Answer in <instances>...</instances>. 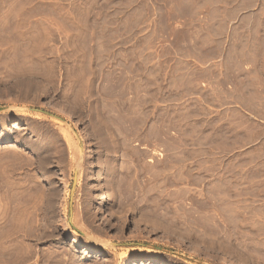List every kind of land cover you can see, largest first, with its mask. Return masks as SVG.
Here are the masks:
<instances>
[{"label":"rangeland","instance_id":"374dc122","mask_svg":"<svg viewBox=\"0 0 264 264\" xmlns=\"http://www.w3.org/2000/svg\"><path fill=\"white\" fill-rule=\"evenodd\" d=\"M254 22L264 0H0V264H264Z\"/></svg>","mask_w":264,"mask_h":264},{"label":"crops","instance_id":"0c3cea01","mask_svg":"<svg viewBox=\"0 0 264 264\" xmlns=\"http://www.w3.org/2000/svg\"><path fill=\"white\" fill-rule=\"evenodd\" d=\"M258 15L247 16L246 19H256ZM245 18V17H244ZM245 32L253 36L252 42L245 43L241 49L245 52H264V25L253 23L252 26L244 27ZM240 75L244 80L239 92V98L251 99L256 105L264 101V57L252 62H247L242 66Z\"/></svg>","mask_w":264,"mask_h":264},{"label":"bare ground","instance_id":"6f19581e","mask_svg":"<svg viewBox=\"0 0 264 264\" xmlns=\"http://www.w3.org/2000/svg\"><path fill=\"white\" fill-rule=\"evenodd\" d=\"M69 118V117H68ZM15 125H18V124H15ZM15 125L13 126V127H15ZM17 128H18V126H16ZM4 131V128H2V132ZM53 131V130H52ZM66 135V134H65ZM63 136V135H62ZM72 137V136H71ZM71 137H66V143H67V148L70 150V153H71V151L75 148L76 149V146H75V144H73L72 142H71ZM64 139V138H63ZM62 139V140H63ZM61 140V141H62ZM43 144V143H42ZM40 145V144H39ZM58 146V145H57ZM8 147H10V146H8ZM11 147H14V145L13 146H11ZM46 147V146H45ZM62 147V146H61ZM15 148V147H14ZM13 149V148H12ZM51 150H52V148H51ZM58 152V151H57ZM66 152H67V150H66ZM73 152V151H72ZM74 152H75V150H74ZM47 153V152H46ZM51 153V152H50ZM49 153V154H50ZM63 153H64V151H63ZM52 154H54L53 152H52ZM43 155H44V153H43ZM61 155H62V153H61ZM56 156V155H55ZM58 156V155H57ZM64 156V155H63ZM74 156V155H73ZM54 157V156H53ZM53 157H52V159H53ZM61 157V156H60ZM75 157V156H74ZM64 159H65V157H63ZM78 158V157H77ZM60 160H61V158H59ZM58 159V160H59ZM63 159V160H64ZM74 159H76V158H74ZM67 160V159H66ZM69 160V159H68ZM54 161V160H53ZM56 161V160H55ZM51 162V161H50ZM64 162V161H63ZM41 163V162H40ZM55 163H57V162H55ZM47 164V163H46ZM49 165H50V163H48ZM60 164H62V163H60ZM71 164V163H70ZM38 165V164H37ZM77 165H78V167H79V164L77 163ZM46 166H48V165H46ZM62 166V165H61ZM42 167V166H41ZM51 167V166H50ZM46 168H48V167H46ZM77 168V167H76ZM77 170V169H76ZM110 176V175H109ZM107 181V183H108V180H106ZM110 181H111V183H114V179H111L110 178V180H109V183H110ZM108 183V189L106 188V187H104V188H106L109 192H111V191H115V188H114V185H111V183L109 184ZM117 183V182H116ZM115 184V183H114ZM106 185V184H105ZM107 186V185H106ZM13 190V189H12ZM8 191V190H7ZM114 193V192H113ZM81 247L83 248V251L85 252V253H88V254H91V255H97L98 253H99V251L97 250V249H95V248H91L89 245H87V244H82L81 245ZM144 261V263L146 262V260H143ZM123 264H142V261H138V262H135V263H132L130 260H125L124 262H123Z\"/></svg>","mask_w":264,"mask_h":264}]
</instances>
